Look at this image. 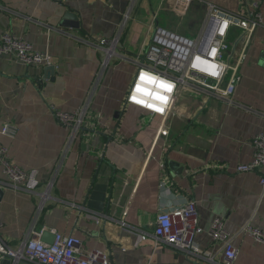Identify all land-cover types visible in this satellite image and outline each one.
<instances>
[{
    "label": "crops",
    "instance_id": "1",
    "mask_svg": "<svg viewBox=\"0 0 264 264\" xmlns=\"http://www.w3.org/2000/svg\"><path fill=\"white\" fill-rule=\"evenodd\" d=\"M205 2L242 13L258 4L264 20V0H138L121 53L139 54L157 26L196 34ZM0 4L9 9L0 8V35L12 32L52 58L49 65L27 66L16 57L0 56V145L41 180L37 194L14 188L0 165L5 240L17 245L29 235L39 193L55 171L37 229L74 235L86 247L108 252L111 264H202L152 237L158 213L188 200L197 203L204 229L197 237L201 248H221L212 246L209 230L215 218L223 217L239 249L235 264H264V243L241 232L246 224L264 232L261 171H237L239 164L253 160L254 139L264 135V24L247 48L235 104L183 95L164 118L125 104L135 64L117 60L99 77L102 53L77 39L112 37L131 0ZM68 9L79 15V28L63 24ZM50 65L55 66L53 80L44 78ZM87 97L88 114L64 153L69 131L50 105L71 112ZM6 122L18 126L14 138L1 133ZM140 234L147 239L139 242ZM0 264H5L1 258Z\"/></svg>",
    "mask_w": 264,
    "mask_h": 264
},
{
    "label": "built area",
    "instance_id": "2",
    "mask_svg": "<svg viewBox=\"0 0 264 264\" xmlns=\"http://www.w3.org/2000/svg\"><path fill=\"white\" fill-rule=\"evenodd\" d=\"M138 0H131L128 11L123 14L116 34L97 41L76 37L92 44L102 53L99 77L117 60L123 59L135 64L136 72L126 97V105L140 107L152 115L167 117L176 98L188 95L194 98L218 100L227 105L236 103L235 92L240 81V69L247 57V48L255 30L264 24L263 14L258 4L247 13L236 12L213 2H205L206 10L195 37L157 26L148 44L134 56L121 53V39L133 18V10ZM2 10L8 8L0 4ZM67 33V31L60 29ZM10 55L27 66L49 65L51 55L35 49L33 44L12 32L0 35V56ZM90 107V97L76 110L67 112L51 104L55 119L69 131L64 153L83 126ZM18 126L6 122L1 133L14 138ZM254 158L251 162L237 166L238 172L261 171L259 181L264 191V135L254 139ZM0 165L8 184L12 187L37 194L41 180L35 170L26 171L16 164L8 146L0 145ZM39 193V202L32 220L29 235L21 243L13 245L1 234L3 223L0 220V258H8L11 264H111L108 252L86 247L74 235H64L52 230L53 242L43 239L45 228L37 229L46 202L54 187L56 172L52 173ZM167 183L164 177L162 185ZM204 232L195 200L161 210L156 218L152 237L158 245L168 246L202 264H235L239 249L233 243L232 233L226 226L225 218H215L209 235L212 246L221 248L203 249L197 237ZM258 242L264 243V232L246 224L241 229ZM147 239L140 234L138 241Z\"/></svg>",
    "mask_w": 264,
    "mask_h": 264
},
{
    "label": "water",
    "instance_id": "3",
    "mask_svg": "<svg viewBox=\"0 0 264 264\" xmlns=\"http://www.w3.org/2000/svg\"><path fill=\"white\" fill-rule=\"evenodd\" d=\"M70 20H74L75 22L70 21ZM63 24L71 25L74 28H79L81 26V21H80V17L77 14V12L73 11L72 9H68V11L66 12L65 17L63 19ZM45 71L47 72V74L44 76V78H51L53 80L54 77H51V75L55 72V66L54 65L47 66L45 68ZM37 79H38V83H41L40 82L41 80H39L40 78H37ZM3 193H4V191L0 187V202H1V199L3 197ZM44 238L47 239L48 242H53L55 236L50 235L49 233H46V234H44ZM2 261L5 264H11V261L8 258H4V259H2Z\"/></svg>",
    "mask_w": 264,
    "mask_h": 264
},
{
    "label": "rangeland",
    "instance_id": "4",
    "mask_svg": "<svg viewBox=\"0 0 264 264\" xmlns=\"http://www.w3.org/2000/svg\"><path fill=\"white\" fill-rule=\"evenodd\" d=\"M185 35L189 36V37H195L196 34H194L193 32L187 31L186 33H184Z\"/></svg>",
    "mask_w": 264,
    "mask_h": 264
}]
</instances>
